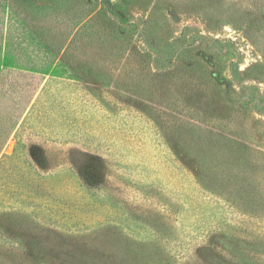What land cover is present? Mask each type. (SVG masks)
Listing matches in <instances>:
<instances>
[{
	"label": "rangeland",
	"instance_id": "rangeland-1",
	"mask_svg": "<svg viewBox=\"0 0 264 264\" xmlns=\"http://www.w3.org/2000/svg\"><path fill=\"white\" fill-rule=\"evenodd\" d=\"M4 1L21 8V18L35 27L50 58L61 63L42 75L72 73L80 82H98L104 89L115 83L117 95L161 93L159 101L144 102L192 134L202 131L191 123L210 130L208 141L222 148L206 153L210 159L229 162L236 152L245 158L248 168L236 189L244 187L252 196L241 207L249 212L260 208L264 215V0ZM143 82L149 86L142 88ZM193 103L201 111L195 112L196 119ZM13 148L14 140L1 146L0 138L2 154ZM185 161L196 171L193 160ZM12 162L21 172L8 177L22 187L15 194L13 188L0 187V264H181L199 240L188 227L187 233L170 224L165 225L171 227L169 233L163 230L161 217L134 225L96 216V209L71 208L67 215L68 207L50 196V188L43 196L36 192V163ZM43 165L50 184V159ZM57 172L56 182L69 179L65 170ZM203 173L204 183L213 185L209 173ZM172 201L174 209L182 205ZM221 213V206L212 211L207 206L206 226L219 228ZM252 221L245 216L243 224ZM154 230L160 237L154 239Z\"/></svg>",
	"mask_w": 264,
	"mask_h": 264
},
{
	"label": "trees",
	"instance_id": "trees-1",
	"mask_svg": "<svg viewBox=\"0 0 264 264\" xmlns=\"http://www.w3.org/2000/svg\"><path fill=\"white\" fill-rule=\"evenodd\" d=\"M22 13L21 8L0 0L1 146L14 140L11 154L0 151V187L17 193L22 185L8 176L21 169L12 160L31 159L38 176L36 192L43 196L50 188V196L68 207L67 215L71 208L76 212L96 209V216L121 224L161 217L163 230L169 224L186 233L189 228L199 239L181 264L262 263L264 215H259L260 208L249 212L241 207V201L246 203L252 195L244 187L236 189L242 186L240 180L248 168L245 158L236 152L229 162L210 159L206 153L222 150L208 141L205 135L210 130L191 123L202 131L192 134L167 119L165 111L144 102L159 101L161 93L132 92L134 98L117 95L115 83L104 89L98 82L82 83L72 73L60 78L42 75L61 63L50 58V51L36 38L35 27L21 18ZM149 83L143 82L142 88ZM133 84L130 86H137ZM165 100L169 106V99ZM196 106L190 107L194 119L195 112H201ZM203 114L201 117L207 116ZM48 159L50 184L46 181L49 171L43 165ZM80 159H86L84 166H78ZM185 159L194 161L196 171L189 169ZM63 170L69 179L56 182L57 171ZM205 171L213 185L204 183ZM55 190L60 193L52 192ZM170 198L171 204L181 201L182 205L174 209ZM42 205L40 201L38 206ZM215 205L222 208L219 228L204 222L207 206L212 211ZM201 208L205 213H199ZM245 216L253 219L251 224H243ZM152 234L154 239L160 237L157 230Z\"/></svg>",
	"mask_w": 264,
	"mask_h": 264
}]
</instances>
